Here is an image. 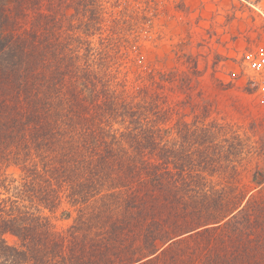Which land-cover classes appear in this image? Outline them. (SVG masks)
<instances>
[{"label": "trees", "instance_id": "1", "mask_svg": "<svg viewBox=\"0 0 264 264\" xmlns=\"http://www.w3.org/2000/svg\"><path fill=\"white\" fill-rule=\"evenodd\" d=\"M102 1L57 0L86 35L57 44L50 79L0 6V264H264V199L207 177L216 164L199 147L225 126L180 120L173 140L158 94L116 80V44L90 48ZM62 204L71 222L56 229L43 211Z\"/></svg>", "mask_w": 264, "mask_h": 264}, {"label": "rangeland", "instance_id": "2", "mask_svg": "<svg viewBox=\"0 0 264 264\" xmlns=\"http://www.w3.org/2000/svg\"><path fill=\"white\" fill-rule=\"evenodd\" d=\"M1 5L10 19L16 18L17 31L25 28L31 44L45 53L48 79L57 44L68 37L65 46L73 49L80 31L86 35L79 10L57 0H23L21 8L18 0H0ZM99 11V30L88 33L87 40L93 53L116 44L109 49L118 52L116 80H123L128 91L158 94L160 114L173 126L177 143L183 140L180 120L202 119L209 129L214 122L224 125V130L208 132V143L199 147L216 164L207 177L217 187L234 181L244 200L264 199V103L243 63L246 50L264 36V0H103ZM7 173L18 177L21 171L11 165ZM67 207L43 213L62 229L71 222L61 216ZM4 238L18 243L10 234Z\"/></svg>", "mask_w": 264, "mask_h": 264}, {"label": "built area", "instance_id": "3", "mask_svg": "<svg viewBox=\"0 0 264 264\" xmlns=\"http://www.w3.org/2000/svg\"><path fill=\"white\" fill-rule=\"evenodd\" d=\"M243 59L256 92L264 103V36L246 50Z\"/></svg>", "mask_w": 264, "mask_h": 264}]
</instances>
